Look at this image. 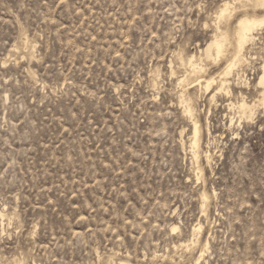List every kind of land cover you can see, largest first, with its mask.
I'll list each match as a JSON object with an SVG mask.
<instances>
[{"label": "rangeland", "instance_id": "obj_1", "mask_svg": "<svg viewBox=\"0 0 264 264\" xmlns=\"http://www.w3.org/2000/svg\"><path fill=\"white\" fill-rule=\"evenodd\" d=\"M246 14L264 7L0 0V264H264V26L225 76Z\"/></svg>", "mask_w": 264, "mask_h": 264}, {"label": "bare ground", "instance_id": "obj_2", "mask_svg": "<svg viewBox=\"0 0 264 264\" xmlns=\"http://www.w3.org/2000/svg\"><path fill=\"white\" fill-rule=\"evenodd\" d=\"M254 2V6L255 8H262L264 7V0H253ZM225 3V2H224ZM233 3V2H232ZM248 3H251V1H249ZM249 5V4H247ZM253 5V4H252ZM223 6V5H222ZM232 4L231 2H226L224 4V6L222 7V11H221V15L219 16V20H223L224 18L227 19L226 17H228L229 15H231L232 11H233V8H232ZM248 8V7H247ZM245 12V11H244ZM248 12V11H247ZM246 13V12H245ZM244 16V15H243ZM240 18V17H239ZM219 22V21H218ZM220 24V23H219ZM237 24V28H236V42H235V48H234V51H233V54L231 56V59H230V62H229V65L226 66V73H225V76L228 77L230 75L233 74V72L238 68L240 67L241 64H243V62L247 61L246 59V56H245V51L247 50V47L254 41V33L256 31H258L260 28H262L264 26V17L263 18H258L256 15H253V16H248V14L245 15V17L241 18L238 23L236 22ZM220 26V25H219ZM218 26V27H219ZM224 26V25H223ZM222 27V26H221ZM217 28V27H215ZM217 34L215 36H213V40L207 45V48L205 49V55L207 56V58H211L210 61H212V58L215 57V59H218L223 55V53H225V48H226V42H227V39L228 37L226 36V34L222 33L220 28H217ZM204 55V56H205ZM182 57V56H181ZM206 58V59H207ZM178 60V59H177ZM214 60V59H213ZM219 62V61H218ZM216 62V63H218ZM188 63V62H187ZM190 65L191 67L193 68V72L192 74H200L203 72V70L205 69H202L201 67L199 66H196V63L195 62V57H193L191 60H190ZM201 64V63H200ZM182 66V65H181ZM189 66V65H188ZM205 67V66H204ZM224 70V69H223ZM206 71V70H205ZM261 71H262V75L259 79V85L262 86L264 88V64L262 65L261 67ZM172 73L174 74V71H172ZM183 73V72H182ZM222 73V72H221ZM220 73V75H221ZM239 75V74H238ZM192 76V75H190ZM196 76V75H195ZM237 76V75H236ZM192 78V77H191ZM190 78V79H191ZM197 78V77H195ZM194 78V79H195ZM178 80V79H177ZM186 78L185 79H182L180 81V86L184 87V88H187L188 86H190V84H187V85H184L186 84ZM189 81V80H188ZM196 83H198V85H202V83H204V79L202 77H199L196 79L195 81ZM224 83H222L221 85V90H225V87L227 86L226 82L223 81ZM212 83L213 81H207V87H206V90H210L211 86H212ZM179 85V84H178ZM193 85H196V84H192ZM206 85V84H205ZM179 86V87H180ZM220 86V85H219ZM196 87V86H195ZM199 87V86H198ZM182 89V88H181ZM192 89V88H190ZM214 89V88H213ZM184 90H187L188 91V88L187 89H184ZM215 90V89H214ZM182 91V90H181ZM211 92H212V89H211ZM186 93V91H184L183 95L180 98V104L182 105L183 107V114L185 115V117L187 119H189L190 123H191V126L193 128V138H192V152H193V155L195 157V159H199V155H200V143H201V133H202V129H201V126H200V119L198 120L197 118H195V115H194V108L193 107V104H192V98H191V95L187 93V96L184 95ZM229 93V91H228ZM212 94V93H211ZM215 94V93H214ZM211 96V95H210ZM216 96L217 94L215 95H212L211 96V99L212 100H215L216 99ZM179 100V99H178ZM264 100V99H263ZM181 107V108H182ZM235 107V106H234ZM232 108V107H230ZM234 109V108H233ZM240 109L243 111V112H247L248 110H251V108L247 105L246 102H242V104L240 105ZM251 112V111H250ZM196 113V112H195ZM245 114V113H244ZM245 116V115H243ZM183 117V118H185ZM241 120V119H240ZM189 123V122H188ZM189 125V124H188ZM183 132V131H182ZM183 134V133H182ZM192 158V157H191ZM210 158V157H209ZM205 160V159H204ZM194 161V160H193ZM198 161V160H197ZM196 163V162H195ZM198 164V163H197ZM204 197V196H203ZM204 199V198H203ZM206 199H208L206 197ZM207 202V201H205ZM204 206V204H203ZM1 215V213H0ZM3 217V215H2ZM176 230V229H175ZM202 230L201 227L199 228H196L195 229V233H200ZM195 235V234H194ZM196 237V235H195ZM194 243V242H193ZM203 256H201L199 259H201Z\"/></svg>", "mask_w": 264, "mask_h": 264}]
</instances>
